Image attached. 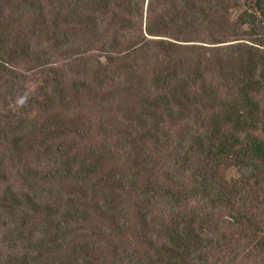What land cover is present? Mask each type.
Returning <instances> with one entry per match:
<instances>
[{
	"label": "trees",
	"instance_id": "1",
	"mask_svg": "<svg viewBox=\"0 0 264 264\" xmlns=\"http://www.w3.org/2000/svg\"><path fill=\"white\" fill-rule=\"evenodd\" d=\"M52 1V9L58 11V19L53 26V46L77 44L83 40L89 49H93L101 46L103 35L121 37L124 49H118L117 56L114 51L109 54L110 66H105V70L108 79L121 85L120 89L124 82L134 80L151 87V95L142 107L140 116L136 117L138 123H147V117L152 113L162 119V113L156 110L160 105L174 114L171 116L172 122L178 121L180 126L182 118L177 119L181 112H175L177 109L184 110L188 105H193L198 106L195 109L202 114L205 109H209L210 113L205 115L203 134L194 133L192 123L185 125V132L189 135L194 133L192 140L197 142L198 147L196 144L188 147L170 145L171 131L163 130L160 120L149 128L145 127L144 135L132 137V148L121 156L119 153L123 144H116L113 139V146L109 148L96 141L92 144L91 140L86 141L90 145L87 148V145L84 149L73 146V150L79 148L84 152L83 156L79 153L73 155V167L81 163L77 169H73V173H69L73 180L58 181L61 168L52 169L45 165L44 169H48L49 174L39 178L48 183L45 191L49 196H42L35 189L37 195L24 191V195L12 197L9 209L23 205L24 210L32 211L33 223L29 228L26 219L22 218L18 231L13 233L10 240L13 243L10 247L15 249L20 242H26L29 248L39 250L44 245L54 243L57 235L61 238V244L68 246L65 248L68 259L56 264H96L95 253L103 249L113 250L111 256L124 258V264H197L193 254L204 252L203 263H209L211 258L219 255L217 250L223 249L220 237L226 239L228 244L237 241L235 233L227 232V228L241 225L245 219L250 224L252 237L244 250L264 251V20L258 19L251 11V8L264 11V0H182L186 19H180L182 16L176 14L179 8L176 0H165L164 5L157 9L149 4L146 29L140 34L135 30L139 22L130 16L142 21L144 9L133 6L132 0H21L16 3L14 15L28 13L27 8L32 3L31 9L40 4L41 11L43 3ZM234 13H237L235 22ZM201 19L221 28L220 40L223 41L219 43L250 38L251 43L239 42L237 44L241 45L235 49L229 48L236 44L224 49L223 58L230 54V57L235 56L232 58L235 61L222 72L225 82L220 84L221 88L203 77L205 73L215 71L214 64H219L223 58L219 62L213 57L209 58L205 47L198 45L189 47L188 52H182L174 47L180 45L170 39H176L179 22H183L184 28L190 27V34ZM31 24L40 26L41 18L33 20ZM139 25L143 26L141 23ZM171 31L175 34H171ZM102 49L111 52L106 46ZM121 67H125L129 74H126L127 80L120 74ZM217 67L222 70L220 66ZM9 69L6 55L0 50V74ZM149 76L150 84L144 80ZM231 80L242 88L239 94L232 93L233 97L229 99L223 93V85H229ZM80 84L85 85L83 82L76 83L78 90ZM200 90L203 94H200ZM110 98L111 95L109 101ZM34 100L31 99V103ZM29 106L30 117L33 107L32 104ZM108 107L110 109L111 106ZM109 109L105 110L109 127L114 134L120 133L122 129L116 125L118 118L112 116ZM21 118L25 121L23 115ZM5 132L6 128L0 121V135ZM148 138L152 139L157 149L163 146H172L173 149L167 148L161 152L140 150L145 147ZM156 152L175 162L176 168L189 173L190 183L171 181L168 185H161L156 177L161 161L155 160ZM120 158L125 162L123 169L114 163L115 159ZM39 167L43 168L42 165ZM25 168L26 176H22L32 187L30 183L33 177L28 176L32 171L31 165ZM92 174L98 175L104 190L90 188ZM233 179L235 182L232 183ZM120 188L122 190L118 191ZM109 190L110 193H107ZM91 193L95 201L102 199L104 206L98 202L92 206L89 201ZM12 194V189H9L7 195ZM167 198H171L172 209L176 212L160 220L155 219L153 208L161 199ZM193 200H199L200 205H192ZM252 205V210L260 209V213L253 212L254 216L248 219L239 208L250 210ZM130 206L134 211L128 210ZM116 207H125L127 212ZM227 207L231 213L223 216L222 211ZM217 212L221 218L217 217ZM118 221L125 224L117 225L120 231L113 235L117 241L115 243L106 222ZM99 225L104 228L100 229ZM32 233L38 239H34ZM99 236L102 237L97 249L94 252L89 250L87 244L91 241L94 248ZM6 241L5 237L2 243ZM10 247L9 250H12ZM133 253L137 255L136 260L132 258ZM49 255L46 256L49 258ZM217 259V264L225 263V259ZM33 260L37 261L34 257L0 248L1 264H30Z\"/></svg>",
	"mask_w": 264,
	"mask_h": 264
},
{
	"label": "rangeland",
	"instance_id": "2",
	"mask_svg": "<svg viewBox=\"0 0 264 264\" xmlns=\"http://www.w3.org/2000/svg\"><path fill=\"white\" fill-rule=\"evenodd\" d=\"M19 1L21 0H0V14L2 15L0 16V22L2 23L0 27V50L6 55L10 67L9 70H5L0 74V120L4 121L2 126L6 128L5 134L0 135V248L7 252L24 254L27 257L29 256V258L34 257L37 259V261L29 262L30 264H56L66 262L68 259L65 249L68 246L66 243L61 244V238L57 235L54 237V243L44 245L39 250L29 248V243L26 242H18L19 244L15 249L10 247L13 244L10 240L13 233L19 228L22 218L26 219L29 228L32 227L33 223L31 219L32 211L24 210L22 208L24 207L23 205H16L13 209H9L8 204L13 201L12 197L24 195V191H29L32 195H37L38 192L42 196L44 194L49 196L48 191H45L49 186L48 183L41 181L39 178L49 174V170L44 169L45 165L52 169L61 168L58 181L73 180V176H69V173H73V169L75 170L81 165V163H78L73 167V155L76 153L81 156L84 155L83 150L79 148L73 150V146L84 149L86 145V148L90 146L88 143L86 144V141L91 140L93 141L92 144L96 141L100 142L104 148H109L110 145L113 146L111 143L113 139L114 143L123 144L119 153L121 156L127 149L129 151L132 148L130 139L144 135L146 133L144 128L153 126L155 121L159 122L160 120L163 130L171 131L170 145L178 144L180 147H188L196 144L198 147L197 142L192 140V135L194 133L203 134L205 115H209L210 110L205 109V113L202 114L198 109H195L198 106L193 105H188L184 110L177 109L175 112H181L177 119L182 118V126H180L178 121L172 122L173 118L171 116L174 114H170L164 106L160 105L156 110L162 113V119L152 113L151 116L147 117V123H138L136 117L140 116L142 107L147 103L142 104L143 95L121 92L118 84L113 82L112 79H108L109 76L106 75L105 66H110L108 62L109 54H113L114 51V55L117 56V50L124 49L121 46L122 43L117 44V40L114 37L115 34L103 35L101 46L93 47V49H89L87 42L83 40L77 44L68 43L55 47L52 45V40L55 39L53 26L58 19V11L52 9L53 1L43 3L41 11H39L40 4H36L31 9L32 3L27 8L28 13L14 15L16 3H19ZM176 1L179 5L176 14L182 16L180 19H186L184 1ZM164 3L165 0H132V5L139 9H145L149 7V4L154 5L155 9H157L161 8ZM30 10L31 13H29ZM234 15L236 16V14ZM39 17L41 18V25L34 27L31 22ZM132 19L138 21L139 24H143V26L137 24L135 29L137 34H140V31L144 32L147 23L145 13L142 21L135 16H132ZM258 19L264 20V17ZM182 24V21L178 24L179 29L176 32V39L170 38L180 45L174 47L179 48L182 52H188L191 46H204L209 58L213 57L218 62L224 56V49L236 44L229 48L235 49L241 45L237 44L239 42H250L249 37H242L240 40L232 39L228 42L219 43L223 41L220 40L221 28L213 26L208 21H203V19L195 25L196 28L190 34L188 33L190 27L184 28ZM183 32L185 33L183 34ZM262 32H264V28ZM171 34L175 33L171 31ZM72 36L71 33L70 37ZM151 38L154 37L152 36ZM137 39L134 38V40ZM115 44L117 45L111 47ZM104 46L110 48L111 52L104 51L102 49ZM234 57H230L229 54L219 64L213 63L216 65V70L205 73L203 78L211 82V84L214 83V86L221 88L222 85L220 84L225 82L222 72L227 65L229 66V63L235 61L232 59ZM101 60L102 64L100 65ZM217 66H220L222 70ZM119 71L121 76L127 80L129 74L126 72V68L121 67ZM126 74L128 75L126 76ZM150 79L149 76L144 80L150 84ZM79 82L85 83L84 86L83 84L78 86L80 90L75 86ZM205 85L206 83L203 86L205 87ZM223 86V93L229 99L233 97L232 93L237 95L242 88L240 84L235 85L233 81L229 85L225 84ZM149 88L151 87L149 86ZM154 88L156 89V85H154ZM49 94L52 97L51 99H49ZM200 94H203L202 90H200ZM31 99H35L33 103H31ZM30 104L33 107L31 116L25 122L21 121L22 124L17 123L14 117L18 119V116L27 110ZM109 105L111 110L108 107ZM106 109L112 111V116L118 118L116 125H120V130L122 129L120 133L114 134L109 127ZM6 116H8L7 119H5ZM191 123L195 131L191 133L192 135H189L185 132L187 129L185 125H190ZM148 140L146 142L147 146L141 147L140 150L147 149L151 152L159 150L161 152L164 149L167 150V148L168 150L173 149L172 146H163L157 149L152 139L148 138ZM155 157V160H161L156 173L161 185H168L171 181L177 183L186 181L188 184L190 183V174L183 171V169L176 168L175 162L169 158V160L165 159L159 152H156ZM114 163L117 164L118 168L123 169L125 162L120 158V160L115 159ZM30 165L32 171L28 176L33 177L30 183L32 187L28 186L26 178L23 177L26 176L24 170L27 168L25 167ZM40 165L43 168H40ZM186 169L188 170L187 165ZM91 176L90 188L92 190L94 188L104 190V185L99 182L98 175L92 174ZM235 179H233L232 183L235 182ZM9 189H12V195H7ZM121 190L122 188L118 189V191ZM107 193H110V190ZM89 201L92 206L98 202L97 200L95 201L92 193ZM98 204L104 206V201L99 199ZM171 204V198H167V200L161 199L153 208L155 219L160 220L162 217H168L170 214L175 213L176 211L172 209ZM191 204L198 206L200 202L199 200H193ZM253 206H251L250 210L244 207L239 208V210L244 212L245 216L250 219L254 216L252 215L253 212L260 213V209L253 211ZM116 209L127 212L125 207H116ZM128 210L132 212L134 208L130 206ZM230 213L229 207L222 211L223 216H227ZM217 217L221 218V214L218 212ZM106 224L114 238L113 235L118 234L120 231L117 225L125 223L118 221L117 223L106 222ZM99 228H104V226L99 225ZM249 229L250 224L244 219L243 224L227 228V232L235 233L237 238L235 243L228 244L226 239L220 237L223 249L221 251L217 250L219 254L217 257L223 258L222 260L225 259L224 264H264V251L259 249H254V251L244 250V246L249 245V239L252 237ZM32 235L34 239H38L36 234L32 233ZM5 237L7 241L2 243ZM101 237H98L94 248L91 247V241L88 240L90 243L87 244V248L94 252L101 241ZM114 241L115 243L117 242L115 238ZM34 244L37 243L34 242ZM9 247L12 250H9ZM238 247L241 249L238 250ZM113 253V250L109 249H103L95 253L96 264L101 262L102 264H124V258H115L111 256ZM205 253L196 254L198 256L196 259L197 264L218 263L219 259L217 257L211 258L208 261L209 263L201 262L200 258H204ZM47 254H50L49 258L46 256ZM132 258L136 260L137 255L133 253ZM34 261L36 262L34 263Z\"/></svg>",
	"mask_w": 264,
	"mask_h": 264
},
{
	"label": "clouds",
	"instance_id": "3",
	"mask_svg": "<svg viewBox=\"0 0 264 264\" xmlns=\"http://www.w3.org/2000/svg\"><path fill=\"white\" fill-rule=\"evenodd\" d=\"M257 9L253 10L251 8V11L254 12L255 13L254 15L257 16L258 18H263L264 17V11H260V10H257ZM144 13L146 15V19H148V7L144 9ZM234 14H236V16ZM234 14H233V21L235 22L237 20L236 19L237 18V13H234ZM143 16H144V14H143ZM130 18L132 19V16H130ZM145 28H146V26H145ZM115 38H117L116 39L117 40V44H120V42L122 43L121 37L115 36ZM154 38H156V37H154ZM249 43H251V42H249ZM124 83H125V85H123V87L120 89L121 92H125L126 94H132V95H134V94L143 95L144 99H143L142 104L148 101L147 99H148L149 95H151V91H150L149 85H147L145 83H139L137 80H134L132 82H130V81L129 82H124ZM120 86H119V88H120ZM29 109H31L30 106H29V108L27 110H25L21 114V115L24 116L25 120L29 118V113H28ZM21 115L18 116V119L16 117H14L15 121L17 123H21V121H22ZM7 118H8V116L5 117V119H7ZM0 121H1V123L4 122L3 120H0ZM22 122H25V121L23 120ZM193 255H194L195 258L198 257V256H196V253H194ZM200 261L204 262V258H200ZM195 263H196V260H195Z\"/></svg>",
	"mask_w": 264,
	"mask_h": 264
}]
</instances>
